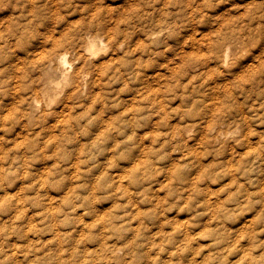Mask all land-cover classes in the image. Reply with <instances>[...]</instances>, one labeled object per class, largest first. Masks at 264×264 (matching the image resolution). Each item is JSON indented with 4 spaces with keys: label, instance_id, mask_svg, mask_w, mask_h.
<instances>
[{
    "label": "rangeland",
    "instance_id": "374dc122",
    "mask_svg": "<svg viewBox=\"0 0 264 264\" xmlns=\"http://www.w3.org/2000/svg\"><path fill=\"white\" fill-rule=\"evenodd\" d=\"M16 1L0 0V264H130L90 237L119 243L113 219L152 264H264V0ZM86 35L105 44L94 104L14 121L17 55Z\"/></svg>",
    "mask_w": 264,
    "mask_h": 264
},
{
    "label": "bare ground",
    "instance_id": "6f19581e",
    "mask_svg": "<svg viewBox=\"0 0 264 264\" xmlns=\"http://www.w3.org/2000/svg\"><path fill=\"white\" fill-rule=\"evenodd\" d=\"M31 1H33V0H31ZM39 1H42V0H39ZM44 2L45 1H43V3ZM43 3H42V5H43ZM48 3H49V1H48ZM27 7H28V3H27ZM42 7L44 8L45 5ZM11 8L14 9L12 6H11ZM11 8H10V10H11ZM20 8H23V7H20ZM7 10H9V9H7ZM36 10L38 11V9H36ZM28 12H30V10H28ZM31 12L34 13L33 11H31ZM41 12H38V13H41ZM16 13H17V11H16ZM28 14H30V13H28ZM5 15H7V14H5ZM37 15H39V14H37ZM16 34H18V33L16 32ZM40 34H42V33H40ZM38 35H37V37H38ZM1 38H3V37H1ZM38 39L39 38H37V40ZM71 39H73V38L71 37ZM35 40H36V37H35ZM222 40H225V39H222ZM5 42H6V39H5ZM44 42H45V40H44ZM44 42H43V44H44ZM221 43H222V41H221ZM52 45H53V47H52ZM52 45L50 47L44 48V47H42L43 45L41 44L42 48L40 47V48L33 50L30 53H25L23 56L18 54L17 58L18 59L20 58L19 62H17V63L14 62L15 64H12V62H11L10 63V64H12V65H10L11 67L6 64L9 68H12L15 73L19 74V78H18V75L16 74L18 79L26 80L28 82V86H27L28 88H23L22 92L20 91V89L18 87H17V89L15 87H14L15 89H13V93L15 95L18 94V97L20 99H22L21 100V103H22L21 107L19 108L18 112H16L17 115L13 116L14 117L13 120L14 121L16 120L17 123H24V124L26 123L25 125L28 126L33 122L34 116H36L39 112H41L40 115H38L39 117L41 116L39 118V120H41V118H42V120H43V118L46 119L48 116H50V115L53 116L56 113L57 114L60 113V116H61V112H63V111L66 112V110L69 111V109H71V108L77 110L78 113L82 114L83 111H85L88 107H90L91 105L94 104L92 102L95 101V95L91 93V89H92L91 87L96 86L97 88L98 87L100 88L101 83H102V80H101L102 77H101V73H99V72H101V69H100L101 67H100V65L96 66L97 62H96V60H93V59L95 57H97L98 53L101 50L105 49V44L103 43L102 39L98 35H86L81 43H76V42H74V40L70 41L68 38H67V40H65V42H63L59 39L57 40V38H55V40H53ZM234 45L235 44H233V42L229 41V40L224 42V44H222L221 52L219 55V61L223 65L227 64L229 56L233 53L232 51L234 50ZM30 49H31V46H30ZM11 58H12V56H11ZM25 62H27L26 65L24 64ZM3 67H6V66H3ZM94 68L97 70L96 74H94V70H95ZM14 78H16V77H14ZM17 78L15 80H17ZM11 80L12 79H10V81ZM18 83L19 82H17V84ZM10 85H12V84H10ZM0 86L2 88L3 85H0ZM18 86H19V84H18ZM102 86H103V84H102ZM59 97L61 98L60 105L58 103L59 106L56 108H53L52 107V106H54L53 104L56 102V100ZM8 98H9V95H8ZM14 99H15V97H14ZM56 106H57V104H56ZM12 107H14V106H12ZM102 107H100V108H102ZM71 111L72 110H70V112ZM67 114H70V113H67ZM38 116H37V118H38ZM39 123L42 124L40 121H39ZM51 125H52V127H54L53 124H51ZM37 127L39 128V126H37ZM55 127H56V125H55ZM211 128H213V126H211ZM47 129H48V126H47ZM43 130L45 131V129H43ZM185 132L188 133L189 129H185ZM220 137H221L220 133L215 135V140L218 141L220 139ZM42 171H40L41 174L39 176L43 175ZM114 175L116 176L117 179H122L121 173H115ZM50 198H53V197H50ZM54 203H55L54 201L49 199V201H47V203L45 205L46 210L49 213H52V215L54 214V210H55V205H53ZM168 214H169V211H166V215H168ZM69 215L70 214L67 213L66 217H69ZM103 226L105 228L106 227L109 228V226H110V228L112 230V232L110 233V237L112 235H115L116 239L119 238V240H120L119 243H115L114 241L112 243H110L109 241H107V239L105 237L97 238L96 235H94V234L90 235L91 238H94L92 241L96 242L101 247V249L103 251H105L104 254H106L105 255L106 257L115 258V260L117 261V260L125 259L126 256H129L131 258L129 260L130 264H152V262L150 261V258H151L150 254L148 253L147 250H143V248H142V238H140V241H139L136 237H134L135 235H133V236L125 235L120 230V227H121L120 223L117 222V220H115V219L110 220L109 223H104ZM135 229H139L138 225L136 226ZM60 233H61L60 229H57L54 231V235H59ZM61 234L64 235V232H62ZM14 252L15 251H13L11 253L12 256H10V259L13 261H17V260H19V258H18V256H15ZM87 252H89V251H87ZM190 259H191L190 262L194 261L192 257H190ZM29 260L31 261V264H32L33 258H30ZM251 261H252V258H251Z\"/></svg>",
    "mask_w": 264,
    "mask_h": 264
}]
</instances>
